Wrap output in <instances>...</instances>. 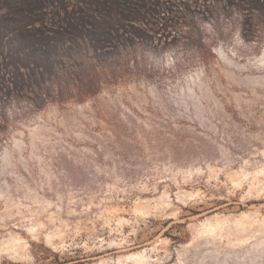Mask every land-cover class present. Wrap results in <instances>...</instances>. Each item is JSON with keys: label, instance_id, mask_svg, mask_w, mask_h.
I'll use <instances>...</instances> for the list:
<instances>
[{"label": "rangeland", "instance_id": "rangeland-1", "mask_svg": "<svg viewBox=\"0 0 264 264\" xmlns=\"http://www.w3.org/2000/svg\"><path fill=\"white\" fill-rule=\"evenodd\" d=\"M78 1L0 0V264H264V0Z\"/></svg>", "mask_w": 264, "mask_h": 264}, {"label": "trees", "instance_id": "trees-1", "mask_svg": "<svg viewBox=\"0 0 264 264\" xmlns=\"http://www.w3.org/2000/svg\"><path fill=\"white\" fill-rule=\"evenodd\" d=\"M154 2L155 5L151 14L154 24L156 26H159L161 30H166L167 28L172 27L173 26L172 24H174L173 19L181 16L180 14L182 12H180L178 8L179 9L181 8V11H183L182 17H188L186 12H188L189 8H192V6L186 5L183 0H155ZM138 4L139 3L137 4L129 3L128 5L124 4L122 8L124 9V11L129 13L140 14L141 9H140V5ZM74 9L76 10L77 13H79V15H82L83 17L93 16L92 20L87 18H77V19L67 20L68 22H71L69 23L70 25L75 26L77 29L81 31V37L83 40V37L86 34L89 25H92L93 28H96L99 25L100 21L104 20L103 19L104 16L102 17V12L104 11V9H102V5L97 0H80L78 1L77 5H75ZM161 15L164 16L162 17ZM131 18H133L132 20H134V17ZM67 21H65V23ZM60 28L61 27L57 29V27L53 26L51 29L55 31H59ZM83 42H86V40H83ZM89 48L92 51V53H96L95 49L92 46H87L88 51ZM76 66L79 69V73L73 75V77H75L76 79V85L74 86L73 92H75V94L79 95L80 97L83 95L94 94L95 90H97V85L100 82L99 79H97L98 75L94 73L95 67L94 68L88 67L86 64L85 65L79 64ZM56 72H58V70H56ZM62 72L66 73V70H62ZM68 85L61 86L58 89L57 94L61 96V94L65 92V90H67L66 88ZM48 96L49 95H46V97Z\"/></svg>", "mask_w": 264, "mask_h": 264}]
</instances>
